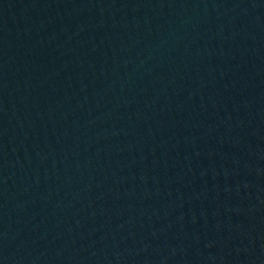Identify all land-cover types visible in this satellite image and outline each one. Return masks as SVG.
<instances>
[{"label":"water","instance_id":"obj_1","mask_svg":"<svg viewBox=\"0 0 264 264\" xmlns=\"http://www.w3.org/2000/svg\"><path fill=\"white\" fill-rule=\"evenodd\" d=\"M0 264H264V0H0Z\"/></svg>","mask_w":264,"mask_h":264}]
</instances>
